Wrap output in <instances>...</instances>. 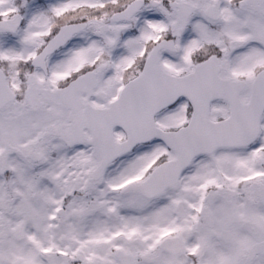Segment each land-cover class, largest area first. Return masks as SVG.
<instances>
[{
    "label": "snow or ice",
    "instance_id": "1",
    "mask_svg": "<svg viewBox=\"0 0 264 264\" xmlns=\"http://www.w3.org/2000/svg\"><path fill=\"white\" fill-rule=\"evenodd\" d=\"M0 264H264V0H0Z\"/></svg>",
    "mask_w": 264,
    "mask_h": 264
}]
</instances>
